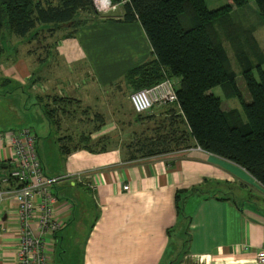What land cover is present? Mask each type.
<instances>
[{"label":"crops","instance_id":"0c3cea01","mask_svg":"<svg viewBox=\"0 0 264 264\" xmlns=\"http://www.w3.org/2000/svg\"><path fill=\"white\" fill-rule=\"evenodd\" d=\"M114 6V11L120 7ZM107 14L86 15L71 37L57 35L48 45L45 52L55 46L54 59L78 63L81 73L66 80L42 79L43 92L30 108L39 122L29 130L42 173L57 179L48 190L55 199L53 214L63 222V229L46 239L50 264H56L59 251L53 252L54 246L71 240L70 228L82 241L81 264H258L256 255L264 252V189L241 168L196 147L130 160L123 147L114 146L115 126L108 116L121 114L115 93L126 94L128 102L131 90L124 75L150 58V48L137 23L120 21L122 13L102 24L89 21L106 19ZM36 62L41 58H33ZM4 64L0 59L1 77L32 79L23 68L18 71L19 62ZM114 82L119 85L105 93ZM105 135L112 147L99 152L96 141ZM82 136L89 138L87 145L80 142ZM88 145L90 152L84 148ZM60 147L68 153L62 154ZM9 159L0 142V165L6 167ZM4 173L0 170V178ZM199 185L206 193L225 194V200L192 195L184 201V217H179L175 193ZM16 238L15 205L6 198L0 202V264H16Z\"/></svg>","mask_w":264,"mask_h":264},{"label":"trees","instance_id":"16d2710c","mask_svg":"<svg viewBox=\"0 0 264 264\" xmlns=\"http://www.w3.org/2000/svg\"><path fill=\"white\" fill-rule=\"evenodd\" d=\"M109 1L121 6V22L139 25L150 48V58L124 75L131 92L169 79L174 82L176 96L175 104L156 115L133 113L135 124L144 122L151 128L130 133L124 146L129 159L196 147L238 166L264 189V57L253 37V28L236 19L243 15L239 11L246 0H228L213 10L207 9L203 0ZM252 2L264 24V0ZM80 13L93 17L99 14L91 0H0V42L4 34L21 38L31 30H47L46 25L52 26L50 31L70 30L65 37H71L85 24L86 19H79ZM226 48L237 64L248 102L236 85ZM215 87L223 99H236L238 109L223 111L220 99L210 92ZM79 140L84 145L89 143L87 136ZM107 141V137L96 141L99 152L106 150L101 144ZM84 148L92 151L89 145ZM60 150L68 153L63 147ZM10 168V164L0 165V170L5 169L3 177ZM9 185L13 187L14 183L10 181ZM203 193V185L177 191L174 204L178 216L184 217L182 209L187 197ZM206 194L216 200L226 198L223 193Z\"/></svg>","mask_w":264,"mask_h":264},{"label":"rangeland","instance_id":"374dc122","mask_svg":"<svg viewBox=\"0 0 264 264\" xmlns=\"http://www.w3.org/2000/svg\"><path fill=\"white\" fill-rule=\"evenodd\" d=\"M227 1L228 0H203L206 8L209 10L222 7L227 4ZM105 2L107 1L105 0ZM114 9L107 11L108 19L114 18V16L118 13H123L121 6L118 7L116 11H114ZM239 12L243 13V15H240V18L239 16H237V21L240 22L241 19V21L245 25H250L253 28V37L261 51L262 56L264 57V24L257 16L256 9L253 5L252 0H246V5ZM86 15L89 16V14L80 13L79 19H88ZM89 21L94 22L96 24H102V22H105L102 18H96V20L91 19ZM45 28L47 30H35L36 32L34 30H31L27 35L21 38L15 37L13 35L4 34V39L0 42V59L5 63L4 65L9 66L11 63L15 65L19 62L21 66L18 68V71L23 68L32 77V79L29 81L16 79V81L18 82L17 83L12 79L7 80L0 76V132L5 130H20L24 128L31 129L34 123H39L37 120V116L34 114V112L30 110V108H32L31 105L34 103V97L37 94L43 92L42 82H40L42 81V79H49L54 76H66V80L69 78L76 77L81 73L80 65L78 63H71L67 65L62 62L64 61L63 58L58 59L56 57V60L54 59L55 46H53L50 51H44L48 47V45H51L52 43L54 44L56 42V37H58L57 35H63L65 33H68L70 30L58 29L50 31L52 29L51 25H46ZM31 32H35L36 35L29 38L28 36L31 35ZM224 47H226V45H224ZM226 50L230 60L231 69L236 75V85L239 91L241 92V95L243 97L245 96L244 99L248 101L249 96L244 89V84L240 76H238L239 69L237 67V64L233 60L229 50L227 48ZM33 58H41V62L33 63ZM27 63L29 66H27ZM58 68H61L62 70H58ZM89 69L93 71V68L90 65ZM261 70L264 71V62L261 66ZM45 73L47 74V76H45ZM19 75L23 76L22 73H19ZM253 75H256L255 69H253ZM32 81L38 82L35 84H31ZM117 85H119L118 82H114L109 87L105 88V93L110 88L114 90V87H116ZM210 92L214 96L218 97L221 101V105L226 106L228 110L238 109V103L236 99H223L221 91L218 87L213 88ZM111 93L113 94V92ZM124 95H118V93H115L114 98L116 109L121 114H118L116 112V114L108 116L109 120H111V122L115 126L114 134L116 136L112 139V141L115 143L114 146H116L117 150H122V147L124 148L125 144L128 143L131 137V132L139 133L142 130L151 128L150 124L142 122L139 125L133 122L134 114L132 110L129 109V104ZM165 107H167V105L153 107L151 110L155 111V113H159L163 112ZM77 113L79 115V112ZM149 113L150 112L143 115L148 116ZM83 118H86V115H83ZM43 120L44 119L42 118L40 123H42ZM108 133L109 135H112V132H107V134ZM106 136L108 135H105L104 137ZM104 145L108 148L112 147L111 143H105ZM51 150L52 149L50 148V151ZM262 196L264 197V195ZM67 231L71 236V240H67L65 238V240L59 245V247H55L56 249L59 248V251H57V253L55 254L53 253L54 260L56 264H81L82 241L78 240L79 236L75 237L73 228H70ZM55 248L53 252H55ZM51 258H53V256Z\"/></svg>","mask_w":264,"mask_h":264},{"label":"built area","instance_id":"2783aa9c","mask_svg":"<svg viewBox=\"0 0 264 264\" xmlns=\"http://www.w3.org/2000/svg\"><path fill=\"white\" fill-rule=\"evenodd\" d=\"M95 10L105 13L113 10L108 0H91ZM107 4V5H106ZM128 102L135 114H145L153 107L176 103L174 82L163 79L148 88L131 92ZM2 142L10 153V170L0 183V202L6 198L13 200L17 223L15 249L16 264H50L46 239L63 227V222L56 219L52 206L55 199L48 190L57 179L46 177L42 173L35 150L34 136L27 129L11 130L0 134ZM10 181L14 183L9 187ZM127 185L122 186L126 191ZM258 264H264V252L256 255Z\"/></svg>","mask_w":264,"mask_h":264},{"label":"water","instance_id":"95a60500","mask_svg":"<svg viewBox=\"0 0 264 264\" xmlns=\"http://www.w3.org/2000/svg\"><path fill=\"white\" fill-rule=\"evenodd\" d=\"M70 26V24L66 25V27L68 28Z\"/></svg>","mask_w":264,"mask_h":264}]
</instances>
